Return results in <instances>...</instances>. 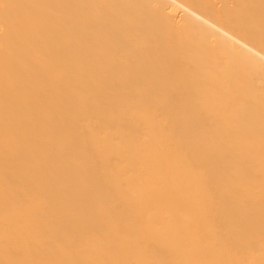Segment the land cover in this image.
Wrapping results in <instances>:
<instances>
[{"label": "bare ground", "instance_id": "1", "mask_svg": "<svg viewBox=\"0 0 264 264\" xmlns=\"http://www.w3.org/2000/svg\"><path fill=\"white\" fill-rule=\"evenodd\" d=\"M0 264H264V0H0Z\"/></svg>", "mask_w": 264, "mask_h": 264}]
</instances>
